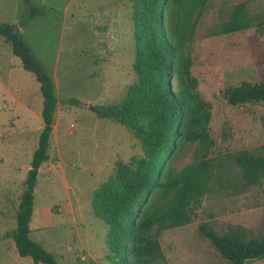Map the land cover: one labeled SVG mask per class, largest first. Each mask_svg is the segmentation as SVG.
Segmentation results:
<instances>
[{
  "label": "rangeland",
  "instance_id": "obj_1",
  "mask_svg": "<svg viewBox=\"0 0 264 264\" xmlns=\"http://www.w3.org/2000/svg\"><path fill=\"white\" fill-rule=\"evenodd\" d=\"M133 1L0 0V24L21 34L52 78L58 99L29 223L30 238L57 264H111L108 227L93 213L92 194L114 176L118 163L143 156L126 127L98 117L101 108L119 104L136 81ZM240 3L252 26L209 36ZM31 7L39 11L33 17ZM189 50L198 92L210 104L213 146L207 155L214 169L207 193L191 206L190 224L160 232L159 242L169 264H231L199 228L235 230L247 240L264 235V171L258 184L245 187L234 161L240 151L264 158V103L232 106L221 94L242 81H264V0H210ZM41 110L39 84L0 37V264H33L19 257L8 233L16 227L43 127ZM195 147L181 149L173 164L176 175L193 162ZM247 264H264V258Z\"/></svg>",
  "mask_w": 264,
  "mask_h": 264
},
{
  "label": "trees",
  "instance_id": "obj_2",
  "mask_svg": "<svg viewBox=\"0 0 264 264\" xmlns=\"http://www.w3.org/2000/svg\"><path fill=\"white\" fill-rule=\"evenodd\" d=\"M28 1V0H26ZM210 0H134L132 29L136 81L117 105L103 107L98 117L126 127L139 141L143 156L118 163L115 174L92 194L96 218L107 225L106 258L111 264H169L159 242L160 232L190 224L191 206L208 191L213 161L209 124L210 104L198 92L192 73L190 44L203 9ZM31 7V17L38 14ZM253 24L244 3L211 30L212 37L239 33ZM0 37L10 46L22 68L32 74L42 96V130L32 154L16 214L8 233L19 257L33 264H57L53 255L30 238L33 190L39 168L48 160L49 139L58 99L54 82L12 25L0 24ZM229 105L264 103V81L240 82L221 92ZM185 144H196L193 162L179 175L173 164ZM245 187L259 183L264 158L248 151L234 156ZM169 197L163 204L161 200ZM200 233L231 264L264 258V235L247 240L229 230L218 234L202 224Z\"/></svg>",
  "mask_w": 264,
  "mask_h": 264
},
{
  "label": "water",
  "instance_id": "obj_3",
  "mask_svg": "<svg viewBox=\"0 0 264 264\" xmlns=\"http://www.w3.org/2000/svg\"><path fill=\"white\" fill-rule=\"evenodd\" d=\"M92 110H94L95 112H97L95 109H92Z\"/></svg>",
  "mask_w": 264,
  "mask_h": 264
}]
</instances>
